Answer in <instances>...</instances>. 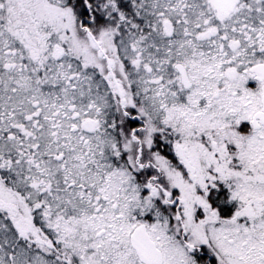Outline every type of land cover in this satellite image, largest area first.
Here are the masks:
<instances>
[{"label": "snow or ice", "instance_id": "obj_1", "mask_svg": "<svg viewBox=\"0 0 264 264\" xmlns=\"http://www.w3.org/2000/svg\"><path fill=\"white\" fill-rule=\"evenodd\" d=\"M0 264H264V0H0Z\"/></svg>", "mask_w": 264, "mask_h": 264}]
</instances>
